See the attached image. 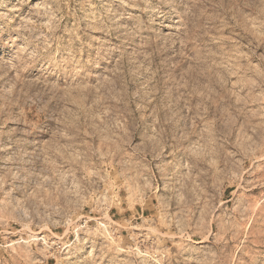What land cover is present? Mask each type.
Returning <instances> with one entry per match:
<instances>
[{
    "label": "rangeland",
    "instance_id": "obj_1",
    "mask_svg": "<svg viewBox=\"0 0 264 264\" xmlns=\"http://www.w3.org/2000/svg\"><path fill=\"white\" fill-rule=\"evenodd\" d=\"M0 264H264V0H0Z\"/></svg>",
    "mask_w": 264,
    "mask_h": 264
}]
</instances>
